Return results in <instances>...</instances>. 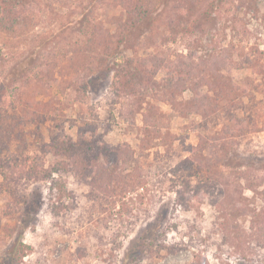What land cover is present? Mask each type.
I'll return each mask as SVG.
<instances>
[{"label": "rangeland", "instance_id": "1", "mask_svg": "<svg viewBox=\"0 0 264 264\" xmlns=\"http://www.w3.org/2000/svg\"><path fill=\"white\" fill-rule=\"evenodd\" d=\"M82 134L123 190L53 170ZM263 225L264 0H0V264H264Z\"/></svg>", "mask_w": 264, "mask_h": 264}, {"label": "trees", "instance_id": "2", "mask_svg": "<svg viewBox=\"0 0 264 264\" xmlns=\"http://www.w3.org/2000/svg\"><path fill=\"white\" fill-rule=\"evenodd\" d=\"M127 11L129 14L130 23H132L134 26H138L140 22L144 21L148 17V10L141 2L135 3L130 7V10L127 9ZM91 134L95 135V132L93 131ZM97 138L95 139L93 137H88L84 134H82L78 140H72L70 137L61 136L51 138L50 142L44 145L45 148L56 156L68 158L64 162L60 161L58 162L59 164L54 165L53 170L59 172L61 170L66 171L71 169L83 178L91 176V182L93 183L92 186H97L95 188L98 191L102 189L107 191L110 189L109 191L114 192V185L121 186L123 190V185L126 182L124 181L123 175L120 172H117L115 168L118 167L119 160H124L121 158V156H123L125 153V151H121L124 150V146L120 147L122 149L111 148L103 143L102 140ZM95 167L97 169L94 171ZM180 168L181 164H178V166L173 168V171L177 172L180 170ZM50 178L52 184H54V186H58L57 181L52 177ZM181 186L184 191L191 190L192 192L196 193L207 188V191L210 192L208 183L203 180H198L195 184L190 183V181H184L182 182ZM58 190L59 192H62L60 186H58ZM179 195L178 204L184 205L185 198L183 192H181ZM57 206L58 205H53L52 207L57 208ZM258 232L261 233L259 240L262 241L264 239V225L258 226ZM248 233L251 234V230H249ZM147 238L151 237H142L139 242L136 243V245L143 249ZM148 245L149 247L144 252H148V254L152 256L155 254V250H152V243H149ZM169 251L174 252L173 249H169ZM18 252L19 247L15 251V255H17Z\"/></svg>", "mask_w": 264, "mask_h": 264}]
</instances>
